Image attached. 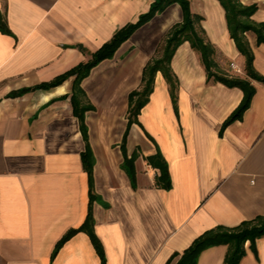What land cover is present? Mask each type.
Masks as SVG:
<instances>
[{
  "label": "crops",
  "instance_id": "crops-1",
  "mask_svg": "<svg viewBox=\"0 0 264 264\" xmlns=\"http://www.w3.org/2000/svg\"><path fill=\"white\" fill-rule=\"evenodd\" d=\"M153 0H0L12 34L0 31V264H102L85 232L53 251L64 234L80 227L89 205L83 169L85 143L71 103L74 77L18 97L10 94L49 82L136 22ZM251 16L264 23V0ZM215 50L216 71L246 78L245 58L231 39L218 0H190ZM182 21L178 3L138 28L114 56L94 67L81 86L94 110L86 112L94 154V230L106 264H168L195 238L218 225L235 227L264 215V82L241 120L220 131L244 93L207 79L200 54L188 41L171 67L178 80L177 111L159 71L148 102L130 127L128 156L135 154L134 185L122 168L120 147L128 125L129 94L170 28ZM254 68L264 78V43L247 32ZM82 47L83 50L80 48ZM235 62L242 70L235 74ZM160 150L172 180L155 186L158 169L147 157ZM228 248L204 250L197 264H222ZM240 264H264V237L246 243Z\"/></svg>",
  "mask_w": 264,
  "mask_h": 264
},
{
  "label": "trees",
  "instance_id": "trees-1",
  "mask_svg": "<svg viewBox=\"0 0 264 264\" xmlns=\"http://www.w3.org/2000/svg\"><path fill=\"white\" fill-rule=\"evenodd\" d=\"M218 1L225 10L230 37L234 40L239 53L245 58L244 71L246 78L237 76L227 77L216 71V64L213 59L215 53L214 47L206 41L205 31L200 26L203 17L192 12L190 0H153L146 13L141 14L136 22L128 23L117 30L108 42L104 43L98 50L92 53L88 61L76 65L49 82L23 88L10 94L12 97H18L38 89L48 90L74 77L71 103L74 115L79 120L80 131L85 143V149L82 152V163L83 169L88 176L89 205L83 224L78 228L68 230L64 234L58 241L53 251L52 258L55 257L64 243L75 234L85 232L90 237L101 259V263L106 264L104 247L94 230L95 220L93 215V203L97 197L94 184L95 160L85 120L86 112L94 110V106L90 103L81 83L84 78L89 76L94 67L103 60L112 58L121 44L128 40L138 28L152 20L156 15L162 13L170 5L175 3L180 5L182 10V21L174 24L167 32L155 56L147 62L143 69L140 87L129 94L128 125L120 147L124 157L122 168L127 172L133 185L136 180V156L135 154L128 156L126 150L130 127L132 124L138 123V115L142 107L149 100V96L153 91L156 74L159 71L169 84L172 102L177 111L178 80L172 70L171 61L176 50L182 43L188 41L191 47L200 54L207 72L208 80L214 79L222 82L228 87H238L244 93L241 103L223 123L220 136H222L228 125L237 120H241L246 110L250 107L256 92L251 80L264 82V78L261 77L254 68V53L246 38V33L253 32L256 35L257 44L264 43V23H255L251 19V16L256 11L255 5L247 6L242 4L240 0ZM0 31L4 34H12L1 12ZM80 48L83 50L82 47ZM146 159L149 165L159 170V173L155 177V186L160 189L170 190L172 188V180L169 166L160 150H157L155 154L148 156ZM262 237H264V215H258L252 220L243 221L235 227L218 225L206 230L195 238L192 244L180 255L179 260L175 264H197L204 250L219 245H226L228 248L225 260L222 264H240V261L246 255V243L249 242V246L255 249L257 240ZM178 255L179 254H174L168 264H171L173 259Z\"/></svg>",
  "mask_w": 264,
  "mask_h": 264
},
{
  "label": "built area",
  "instance_id": "built-area-1",
  "mask_svg": "<svg viewBox=\"0 0 264 264\" xmlns=\"http://www.w3.org/2000/svg\"><path fill=\"white\" fill-rule=\"evenodd\" d=\"M230 67L235 74H240L242 72L241 68L235 62H231Z\"/></svg>",
  "mask_w": 264,
  "mask_h": 264
}]
</instances>
